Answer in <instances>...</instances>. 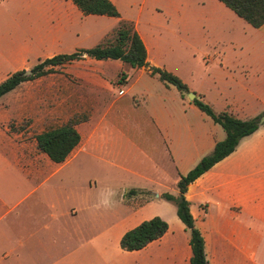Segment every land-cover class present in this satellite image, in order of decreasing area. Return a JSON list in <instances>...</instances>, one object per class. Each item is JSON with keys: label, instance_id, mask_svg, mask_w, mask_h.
I'll use <instances>...</instances> for the list:
<instances>
[{"label": "crops", "instance_id": "obj_1", "mask_svg": "<svg viewBox=\"0 0 264 264\" xmlns=\"http://www.w3.org/2000/svg\"><path fill=\"white\" fill-rule=\"evenodd\" d=\"M109 1L120 19L83 16L71 0H0V83L28 72V61L100 45L120 20L132 24L147 63L83 54L48 68L58 74L56 110L28 113L23 130L0 111V264H190V235L162 195L177 196L180 177L225 133L187 95L243 121L264 114V24L251 27L218 0ZM205 37L219 49L204 58L207 76L179 68L182 43L190 53ZM150 68L178 77L189 93ZM69 124L80 140L56 163L36 137ZM110 193L112 208H97ZM185 199L207 264H264V127L193 181ZM154 217L167 232L123 251V235Z\"/></svg>", "mask_w": 264, "mask_h": 264}, {"label": "trees", "instance_id": "obj_2", "mask_svg": "<svg viewBox=\"0 0 264 264\" xmlns=\"http://www.w3.org/2000/svg\"><path fill=\"white\" fill-rule=\"evenodd\" d=\"M83 16L96 15L120 19L119 13L109 0H71ZM232 11L238 18L253 28H260L264 24V0H218ZM83 54L95 60H119L132 68L146 67V51L135 32L132 24L120 20L117 28L105 35L103 42L89 50H83L71 55H58L46 59L34 66L29 76L24 71L16 72L0 83V98L17 89L22 83L52 73L49 67H56L69 63ZM151 74L158 75L159 80L173 85L185 98L188 88L178 79L161 69L150 68ZM192 103L213 123L219 125L225 133L223 141L216 143L211 154L205 156L185 176H181L177 183V196L163 194L162 198L176 206L177 218L189 231V246L191 249L190 264H207L204 241L201 233L194 225L189 203L185 199L187 187L211 169L215 164L231 155L239 142L255 133L259 126L258 118L240 120L228 112L216 113L210 106L194 99ZM264 127V124L262 125ZM38 149L56 162H63L79 143V135L71 124L50 130L36 137ZM168 230L166 222L158 217L142 222L134 229L126 232L120 247L123 251L132 252L145 248L149 243L160 239Z\"/></svg>", "mask_w": 264, "mask_h": 264}, {"label": "rangeland", "instance_id": "obj_3", "mask_svg": "<svg viewBox=\"0 0 264 264\" xmlns=\"http://www.w3.org/2000/svg\"><path fill=\"white\" fill-rule=\"evenodd\" d=\"M200 43L202 42L196 41L195 51L190 53L185 52V49H187L188 46L182 43V47L180 48H183V57L180 58L178 67L181 69H187L189 66L192 68V73L195 75L197 73H205L206 77L211 65H206L204 63V58L207 55H211L213 52H218L219 49L217 45L209 46L211 43L206 40V37L205 43ZM197 45L199 46L197 47ZM39 60H42V58L39 57L32 61H28L24 63L22 67L25 71H29ZM57 71L59 72V70ZM10 74L11 72L3 74L2 77H6ZM185 74L187 75V73ZM57 81L58 74L56 73L23 83L14 92L10 94L8 93L6 96L0 98V111L4 114H11L13 117H16V120H20L13 124L15 129H25L28 124L24 120L28 113H31L35 117H42L43 114L48 113V110L57 109L56 101H52L51 99V97L53 98V93L51 92L57 87ZM48 83L53 86L49 88V91L45 88ZM192 94L195 95L194 93ZM41 127L40 124L39 128ZM186 235L189 236V231H186Z\"/></svg>", "mask_w": 264, "mask_h": 264}, {"label": "clouds", "instance_id": "obj_4", "mask_svg": "<svg viewBox=\"0 0 264 264\" xmlns=\"http://www.w3.org/2000/svg\"><path fill=\"white\" fill-rule=\"evenodd\" d=\"M115 195V193H110L109 196L103 200H101L96 207L100 208L103 207L104 209H111L115 201L112 199V197Z\"/></svg>", "mask_w": 264, "mask_h": 264}, {"label": "water", "instance_id": "obj_5", "mask_svg": "<svg viewBox=\"0 0 264 264\" xmlns=\"http://www.w3.org/2000/svg\"><path fill=\"white\" fill-rule=\"evenodd\" d=\"M30 74H31L30 71H28V72H24V75H25V76H29ZM187 97H188V100H189V101H193L195 95H193L192 93H189V94L187 95ZM257 124H258L259 127H261V126L264 124V114L261 115V116L258 118Z\"/></svg>", "mask_w": 264, "mask_h": 264}, {"label": "built area", "instance_id": "obj_6", "mask_svg": "<svg viewBox=\"0 0 264 264\" xmlns=\"http://www.w3.org/2000/svg\"><path fill=\"white\" fill-rule=\"evenodd\" d=\"M210 60L209 59H205V62H209Z\"/></svg>", "mask_w": 264, "mask_h": 264}]
</instances>
